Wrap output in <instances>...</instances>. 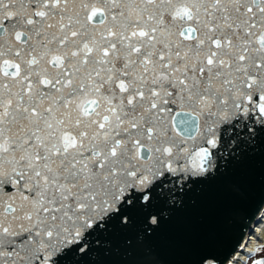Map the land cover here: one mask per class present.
<instances>
[{
	"label": "snow or ice",
	"instance_id": "snow-or-ice-1",
	"mask_svg": "<svg viewBox=\"0 0 264 264\" xmlns=\"http://www.w3.org/2000/svg\"><path fill=\"white\" fill-rule=\"evenodd\" d=\"M257 149L264 0H0V264H158L163 206Z\"/></svg>",
	"mask_w": 264,
	"mask_h": 264
},
{
	"label": "water",
	"instance_id": "water-1",
	"mask_svg": "<svg viewBox=\"0 0 264 264\" xmlns=\"http://www.w3.org/2000/svg\"><path fill=\"white\" fill-rule=\"evenodd\" d=\"M177 195L163 206L166 219L147 243L158 264H196L202 253L221 260L246 244L247 235L264 219V159L259 149L242 163Z\"/></svg>",
	"mask_w": 264,
	"mask_h": 264
},
{
	"label": "bare ground",
	"instance_id": "bare-ground-1",
	"mask_svg": "<svg viewBox=\"0 0 264 264\" xmlns=\"http://www.w3.org/2000/svg\"><path fill=\"white\" fill-rule=\"evenodd\" d=\"M262 211H264V208H262ZM253 231L257 232V233H264V219H262L258 225L253 229ZM253 231H251L250 233H252ZM247 236H251V235H247ZM254 243V242H253ZM247 244V242H246ZM241 251H243V249H240ZM232 255V254H231ZM230 255V256H231ZM228 256V257H230ZM225 259V258H224Z\"/></svg>",
	"mask_w": 264,
	"mask_h": 264
},
{
	"label": "rangeland",
	"instance_id": "rangeland-1",
	"mask_svg": "<svg viewBox=\"0 0 264 264\" xmlns=\"http://www.w3.org/2000/svg\"><path fill=\"white\" fill-rule=\"evenodd\" d=\"M250 234H252V233H250Z\"/></svg>",
	"mask_w": 264,
	"mask_h": 264
}]
</instances>
